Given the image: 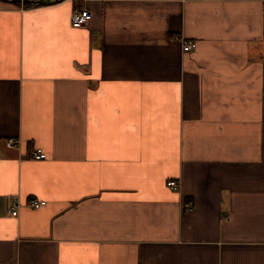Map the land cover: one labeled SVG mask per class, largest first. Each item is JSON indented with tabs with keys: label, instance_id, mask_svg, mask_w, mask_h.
I'll list each match as a JSON object with an SVG mask.
<instances>
[{
	"label": "crops",
	"instance_id": "1",
	"mask_svg": "<svg viewBox=\"0 0 264 264\" xmlns=\"http://www.w3.org/2000/svg\"><path fill=\"white\" fill-rule=\"evenodd\" d=\"M49 1L0 0V264H264V0Z\"/></svg>",
	"mask_w": 264,
	"mask_h": 264
},
{
	"label": "built area",
	"instance_id": "2",
	"mask_svg": "<svg viewBox=\"0 0 264 264\" xmlns=\"http://www.w3.org/2000/svg\"><path fill=\"white\" fill-rule=\"evenodd\" d=\"M23 1V0H22ZM23 3V2H22ZM92 17V13L89 9L87 8H76L71 11L70 13V20L73 26L75 27H80L86 24ZM197 46V41L196 40H186L183 41L182 47L184 52H190L194 50ZM19 139L15 137H9L6 140V145L8 147H14L18 145ZM30 158L35 159V160H42L45 155L44 151L41 148H36L30 152ZM167 186L172 189V190H178L179 189V183L176 180H169L167 181ZM45 201L41 200H31L27 203V206L30 208H40L43 205H45ZM189 205V204H188ZM19 208H20V203L18 199L13 198L11 199L9 205H8V213L12 216H18L19 214Z\"/></svg>",
	"mask_w": 264,
	"mask_h": 264
},
{
	"label": "trees",
	"instance_id": "3",
	"mask_svg": "<svg viewBox=\"0 0 264 264\" xmlns=\"http://www.w3.org/2000/svg\"><path fill=\"white\" fill-rule=\"evenodd\" d=\"M58 1H60V0H55L54 2H58ZM13 2L14 3H19L20 1L19 0L18 1L17 0H13ZM22 2L27 7L50 4L49 0H23Z\"/></svg>",
	"mask_w": 264,
	"mask_h": 264
},
{
	"label": "rangeland",
	"instance_id": "4",
	"mask_svg": "<svg viewBox=\"0 0 264 264\" xmlns=\"http://www.w3.org/2000/svg\"><path fill=\"white\" fill-rule=\"evenodd\" d=\"M18 1V0H17ZM20 2L19 3H22V0H19ZM23 4V3H22Z\"/></svg>",
	"mask_w": 264,
	"mask_h": 264
}]
</instances>
